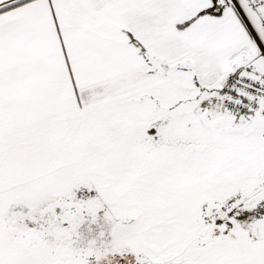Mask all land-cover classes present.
<instances>
[{"label": "snow or ice", "instance_id": "snow-or-ice-1", "mask_svg": "<svg viewBox=\"0 0 264 264\" xmlns=\"http://www.w3.org/2000/svg\"><path fill=\"white\" fill-rule=\"evenodd\" d=\"M0 264H264V0H0Z\"/></svg>", "mask_w": 264, "mask_h": 264}]
</instances>
